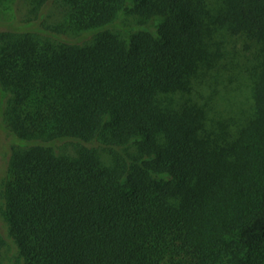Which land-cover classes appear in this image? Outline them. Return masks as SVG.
Listing matches in <instances>:
<instances>
[{"label": "trees", "instance_id": "1", "mask_svg": "<svg viewBox=\"0 0 264 264\" xmlns=\"http://www.w3.org/2000/svg\"><path fill=\"white\" fill-rule=\"evenodd\" d=\"M27 2L0 30L14 264H264V0ZM228 35L260 46L237 133L192 98Z\"/></svg>", "mask_w": 264, "mask_h": 264}, {"label": "rangeland", "instance_id": "2", "mask_svg": "<svg viewBox=\"0 0 264 264\" xmlns=\"http://www.w3.org/2000/svg\"><path fill=\"white\" fill-rule=\"evenodd\" d=\"M58 3V0H53L47 8L51 22L55 19L54 12ZM28 15L27 0H0V30L10 26L24 27ZM132 21L133 18L121 21L119 25L129 26ZM65 40L80 41V37L66 36ZM226 40V58L217 68L195 82L192 98L200 104L207 102L210 116L228 120L231 131L237 133L254 113L255 100L252 89L254 72L261 62L260 46L245 36L228 35ZM1 88L0 85V90ZM0 92L3 93L2 90ZM10 99V93L0 97L3 115L8 109ZM2 121H0V209L3 206L2 189L11 178L9 162L15 144L5 117ZM65 145L63 142L57 143L56 147L61 152ZM17 254V245L0 211V264H14Z\"/></svg>", "mask_w": 264, "mask_h": 264}]
</instances>
